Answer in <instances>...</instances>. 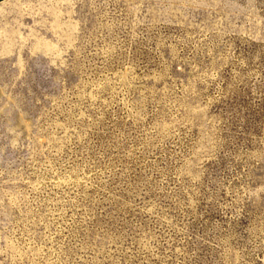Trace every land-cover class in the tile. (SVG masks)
I'll list each match as a JSON object with an SVG mask.
<instances>
[{
    "label": "rangeland",
    "instance_id": "1",
    "mask_svg": "<svg viewBox=\"0 0 264 264\" xmlns=\"http://www.w3.org/2000/svg\"><path fill=\"white\" fill-rule=\"evenodd\" d=\"M0 264H264V0L0 3Z\"/></svg>",
    "mask_w": 264,
    "mask_h": 264
},
{
    "label": "crops",
    "instance_id": "2",
    "mask_svg": "<svg viewBox=\"0 0 264 264\" xmlns=\"http://www.w3.org/2000/svg\"><path fill=\"white\" fill-rule=\"evenodd\" d=\"M5 0H0V3L4 2Z\"/></svg>",
    "mask_w": 264,
    "mask_h": 264
}]
</instances>
